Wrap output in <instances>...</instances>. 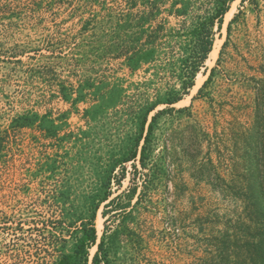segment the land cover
<instances>
[{"label": "rangeland", "instance_id": "1", "mask_svg": "<svg viewBox=\"0 0 264 264\" xmlns=\"http://www.w3.org/2000/svg\"><path fill=\"white\" fill-rule=\"evenodd\" d=\"M173 2L0 0V264H52L105 192L121 204L133 188L126 213L116 205L104 217V204L97 212L99 241L105 226L116 238L112 264L239 260L226 248L252 210L240 128L254 119L252 78L264 77V0L241 7L228 37L241 0L232 3L189 95L140 142L146 168L136 160L137 170L127 162L122 172L145 107L179 86L171 63L211 4L191 0L178 16ZM147 52L132 70L129 58Z\"/></svg>", "mask_w": 264, "mask_h": 264}, {"label": "trees", "instance_id": "2", "mask_svg": "<svg viewBox=\"0 0 264 264\" xmlns=\"http://www.w3.org/2000/svg\"><path fill=\"white\" fill-rule=\"evenodd\" d=\"M210 6L205 10L204 16L200 20H196L192 24V28L188 30L189 41L186 46L182 47L183 53L177 61L171 63L175 65L177 72L180 71L179 86H171L165 97L162 98L158 94L156 100L148 103L143 112L141 122V133L136 137L134 148L129 154L125 156L121 162L122 172L124 175L125 163L133 162L134 168L137 170L136 160L140 162L143 168L147 166V156L149 150L147 145L140 147V142L143 140L147 143L154 128V123L158 117L165 111H174V105L180 102L185 95H189L190 90L194 87L196 76L198 72L207 63L210 52L215 44V28L221 31L223 28L225 15L231 9V5L236 0H210ZM247 1L255 0H241L239 12L235 14L227 27L228 37L229 31L233 21L242 12L241 7ZM174 4H181L180 8H175L174 13L178 16L189 13L191 0H175ZM176 7V5H173ZM198 18V16H197ZM227 44L225 41L224 46ZM152 52L144 53L137 58L130 57V68L135 70L142 62H148L151 58ZM176 65H178L176 67ZM215 72V67L210 71L209 77L203 83L199 91H202L212 79ZM255 90V104H254V119L249 126H241V139L243 141V160L244 173L243 178L246 181L245 189L242 192L249 197V206L246 207V212L249 210V223L241 222L243 229L241 236H243L237 243L232 244L228 240L227 250L233 249L235 256L240 257L237 261H232L231 258L225 260V264H264V77H253ZM160 105H166V108L157 110ZM22 125H29L30 118L23 117ZM233 127V126H232ZM46 129V128H45ZM146 129V135L144 131ZM137 193V189L133 188L128 200L124 203L117 204V201L122 197L121 194L111 198L112 192L109 190L105 192L104 196L99 198L95 204L92 205L90 215L87 218H81V224L75 226V230L80 227L78 232L74 233L68 231L74 237L73 247L68 251H61L59 256L52 262V264H112L110 259V250L115 244V235L107 236V226H105L103 235L99 241V236L96 228L97 212L102 204L104 209L102 215L106 217L110 213L113 206H118L117 211L124 214L133 207L132 197ZM145 190H141L137 194L136 203L141 201ZM242 241V242H241ZM97 246V250L91 256L90 250ZM233 247V248H232Z\"/></svg>", "mask_w": 264, "mask_h": 264}, {"label": "bare ground", "instance_id": "3", "mask_svg": "<svg viewBox=\"0 0 264 264\" xmlns=\"http://www.w3.org/2000/svg\"><path fill=\"white\" fill-rule=\"evenodd\" d=\"M237 1H238V0H236V2H237ZM232 13H233V9L227 13V20L231 17Z\"/></svg>", "mask_w": 264, "mask_h": 264}, {"label": "water", "instance_id": "4", "mask_svg": "<svg viewBox=\"0 0 264 264\" xmlns=\"http://www.w3.org/2000/svg\"><path fill=\"white\" fill-rule=\"evenodd\" d=\"M97 247V246H96Z\"/></svg>", "mask_w": 264, "mask_h": 264}]
</instances>
